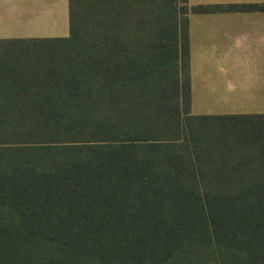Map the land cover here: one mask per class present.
<instances>
[{
	"label": "trees",
	"instance_id": "1",
	"mask_svg": "<svg viewBox=\"0 0 264 264\" xmlns=\"http://www.w3.org/2000/svg\"><path fill=\"white\" fill-rule=\"evenodd\" d=\"M67 0L0 37V264H264V111L193 113L189 13Z\"/></svg>",
	"mask_w": 264,
	"mask_h": 264
},
{
	"label": "rangeland",
	"instance_id": "2",
	"mask_svg": "<svg viewBox=\"0 0 264 264\" xmlns=\"http://www.w3.org/2000/svg\"><path fill=\"white\" fill-rule=\"evenodd\" d=\"M195 17L189 15L191 112L264 111V86L239 93L237 76L228 73L227 58L213 57V52L200 49L198 31L203 26L193 22ZM67 31V0H0V37L65 35ZM227 81L231 82L229 88Z\"/></svg>",
	"mask_w": 264,
	"mask_h": 264
},
{
	"label": "crops",
	"instance_id": "3",
	"mask_svg": "<svg viewBox=\"0 0 264 264\" xmlns=\"http://www.w3.org/2000/svg\"><path fill=\"white\" fill-rule=\"evenodd\" d=\"M196 3L264 2V0H188ZM195 15L196 25H202L199 47L211 56L227 58L228 73L235 74L239 93L264 86V10L189 13ZM188 35L191 59L190 21ZM202 34L204 37H202ZM191 65V64H190ZM191 68V67H190ZM191 71V70H190ZM231 82L227 81L229 88ZM191 99V72H190ZM245 112V111H240Z\"/></svg>",
	"mask_w": 264,
	"mask_h": 264
}]
</instances>
